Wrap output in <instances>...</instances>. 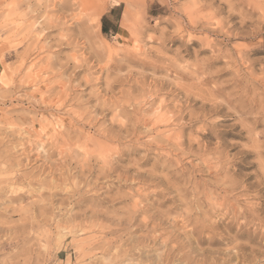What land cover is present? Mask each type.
I'll return each instance as SVG.
<instances>
[{"label":"clouds","instance_id":"9594fccd","mask_svg":"<svg viewBox=\"0 0 264 264\" xmlns=\"http://www.w3.org/2000/svg\"><path fill=\"white\" fill-rule=\"evenodd\" d=\"M57 5L64 8L60 16ZM117 5L122 9L109 20L120 35H111V27L102 35L97 21ZM155 5L163 12L153 15ZM13 9L0 0V104L27 98L13 90L30 78L27 65L42 35L81 21L91 60H80L97 74L76 84L72 103L80 124L93 127L69 160L79 166L87 149L102 171L90 183V168L80 167L83 182H77L63 159L47 172L21 164L15 147H5L0 116V264H141L133 257L145 247L154 251V264H264V221L249 219L251 198L229 179L230 157L220 139L201 140L223 123L233 133L228 151L251 154L264 184V0H31L18 22ZM13 52L16 63L5 64ZM104 112L112 113L111 125L123 121L126 134H110ZM131 149L138 153L128 167L162 181L167 191L156 190L180 202L178 219L193 241L186 249L162 247L146 234L141 239L131 207L114 210L122 197L100 196L111 158ZM81 189L92 199L76 206ZM218 223L252 234L216 247Z\"/></svg>","mask_w":264,"mask_h":264},{"label":"rangeland","instance_id":"374dc122","mask_svg":"<svg viewBox=\"0 0 264 264\" xmlns=\"http://www.w3.org/2000/svg\"><path fill=\"white\" fill-rule=\"evenodd\" d=\"M14 5L11 12L13 21L19 20L29 12L31 0H10ZM122 5H117L110 12L100 16L97 21L102 35V18H105L106 27H116L113 36H119L121 29L118 25H112L109 16L114 15ZM158 10V11H157ZM55 15L60 16L64 8L57 5ZM159 5H155L153 15L162 13ZM5 16L8 13H4ZM122 15V12H121ZM82 22L76 21L63 31H57L55 27L45 32L38 44L34 46L31 53V63L28 67H33L28 81L14 89L16 96H25V99H6L0 104V116L7 129V141L5 147L14 146L17 153L22 155L21 164L31 165L38 171H49L55 167L54 162L63 159L72 172V178L77 182H83L80 175V167H89V182L94 183L96 177L101 176V169L92 165L93 157L86 155L87 149L81 152L86 158L78 164H72L69 157L73 151L79 152L84 147L81 137L92 125L80 124L79 106L72 101L77 98L76 84L85 78L86 75H96L88 70L81 62L80 56L85 55L91 60V55L83 46ZM174 43H179L174 42ZM23 48L17 49L23 52ZM113 54L110 53L109 56ZM43 58V59H42ZM79 61L77 63L76 61ZM17 61L16 52L5 57V64L13 65ZM119 66V61L116 62ZM3 69L0 68V71ZM85 92L89 89L85 88ZM69 109H71L69 111ZM99 111V110H98ZM26 113V114H24ZM111 112H104L102 119L104 123L111 125ZM115 129L117 137L126 134L125 123L118 122L111 125L107 131L111 134ZM219 131L213 133L205 132L201 135V140L211 144L215 139H220L225 147L227 155L230 157L228 172L229 179L239 185L251 198L250 207L252 214L249 219L256 223L264 221V184H261L258 174L254 171L256 165L252 163V155L240 153L236 149L228 151L227 140L233 133L224 128L223 123L219 126ZM99 131V129H97ZM117 145L112 146L115 151ZM138 150L131 149L120 151L110 160V167L106 176L102 177L106 183L98 186L100 196L111 197L120 195L122 198L114 205V210L120 214L121 207H131L134 220L139 223L136 235L141 239L144 235L150 236L152 241L162 247L169 244L175 245L178 250L186 249L192 239L188 232L183 230L184 221L178 219L182 211L180 202L170 194L165 196L167 191L162 181L152 182L149 177L136 175L134 168H129L130 163H134ZM73 169H76L73 171ZM121 178L125 182H120ZM133 180L137 181L136 184ZM145 185H149L145 187ZM157 187L164 188V191H157ZM97 189L93 188L95 192ZM76 206L87 204L92 198L83 192V189L75 193ZM60 198V193L56 194ZM96 199H99L97 197ZM108 203H112L109 199ZM103 203V202H102ZM16 219V217H13ZM217 235L213 240L216 247L226 246L233 238L246 240L251 229L238 231L235 226L227 229L222 223L216 225ZM61 259L65 253L58 254ZM141 261V264H154L156 256L154 251L145 247L133 257Z\"/></svg>","mask_w":264,"mask_h":264},{"label":"trees","instance_id":"16d2710c","mask_svg":"<svg viewBox=\"0 0 264 264\" xmlns=\"http://www.w3.org/2000/svg\"><path fill=\"white\" fill-rule=\"evenodd\" d=\"M106 21L105 18H102V33L106 34L109 32V28L106 27ZM112 32L115 33L116 32V27H111Z\"/></svg>","mask_w":264,"mask_h":264},{"label":"snow or ice","instance_id":"6c2138e0","mask_svg":"<svg viewBox=\"0 0 264 264\" xmlns=\"http://www.w3.org/2000/svg\"><path fill=\"white\" fill-rule=\"evenodd\" d=\"M76 62H77V63H79V61H78V60H77ZM121 123H123V121H121Z\"/></svg>","mask_w":264,"mask_h":264},{"label":"crops","instance_id":"0c3cea01","mask_svg":"<svg viewBox=\"0 0 264 264\" xmlns=\"http://www.w3.org/2000/svg\"><path fill=\"white\" fill-rule=\"evenodd\" d=\"M106 19H107V17H105ZM101 26H102V23H101ZM111 33H113V32H111Z\"/></svg>","mask_w":264,"mask_h":264},{"label":"bare ground","instance_id":"6f19581e","mask_svg":"<svg viewBox=\"0 0 264 264\" xmlns=\"http://www.w3.org/2000/svg\"><path fill=\"white\" fill-rule=\"evenodd\" d=\"M103 15V14H102ZM101 16V15H100ZM100 18V17H99ZM99 20V19H98Z\"/></svg>","mask_w":264,"mask_h":264}]
</instances>
